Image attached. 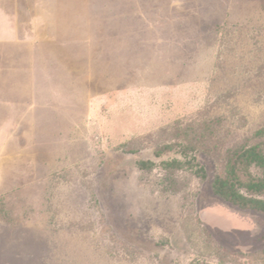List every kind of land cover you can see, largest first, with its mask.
I'll return each instance as SVG.
<instances>
[{
	"label": "rangeland",
	"instance_id": "1",
	"mask_svg": "<svg viewBox=\"0 0 264 264\" xmlns=\"http://www.w3.org/2000/svg\"><path fill=\"white\" fill-rule=\"evenodd\" d=\"M260 26L264 0H0V264H264V214L214 195L211 158L179 196L137 166L177 120L222 116L229 144L264 125Z\"/></svg>",
	"mask_w": 264,
	"mask_h": 264
},
{
	"label": "trees",
	"instance_id": "2",
	"mask_svg": "<svg viewBox=\"0 0 264 264\" xmlns=\"http://www.w3.org/2000/svg\"><path fill=\"white\" fill-rule=\"evenodd\" d=\"M259 28L263 29L264 26ZM238 30L236 25L223 28L217 55L220 61L218 67L224 58L237 55L241 47L236 39ZM248 36L258 47L259 35L249 33ZM249 71L254 76L264 77V63L255 71ZM237 91L235 87L220 94L217 103L229 105ZM198 117L191 122L177 120L152 135L148 140L153 142L155 158L161 161H139V170L147 175L160 170L163 193L187 195L195 180L201 183L208 180V172L200 161V157L205 155L216 164L212 181L214 195L239 210L264 214V125L253 136H245L238 143L229 144L227 140L234 132L226 129L224 117H209L203 113ZM144 146V138L134 137L122 145V150L126 154H138ZM169 153H173L174 157L163 160ZM257 253H254L256 264L260 256ZM234 264H238V261H234Z\"/></svg>",
	"mask_w": 264,
	"mask_h": 264
}]
</instances>
